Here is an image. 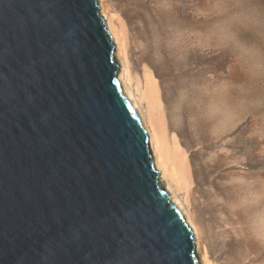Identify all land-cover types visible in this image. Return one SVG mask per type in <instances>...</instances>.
Segmentation results:
<instances>
[{
    "label": "water",
    "instance_id": "water-1",
    "mask_svg": "<svg viewBox=\"0 0 264 264\" xmlns=\"http://www.w3.org/2000/svg\"><path fill=\"white\" fill-rule=\"evenodd\" d=\"M25 18L43 29L31 55ZM121 72L99 0H0V264H88L89 249L120 264L107 237L51 242L126 210L155 237L156 264H204Z\"/></svg>",
    "mask_w": 264,
    "mask_h": 264
},
{
    "label": "rangeland",
    "instance_id": "rangeland-1",
    "mask_svg": "<svg viewBox=\"0 0 264 264\" xmlns=\"http://www.w3.org/2000/svg\"><path fill=\"white\" fill-rule=\"evenodd\" d=\"M103 3L124 31L129 86L146 115L155 107L170 142L174 127L188 128L193 177L174 186L201 255L264 264V0Z\"/></svg>",
    "mask_w": 264,
    "mask_h": 264
},
{
    "label": "snow or ice",
    "instance_id": "snow-or-ice-1",
    "mask_svg": "<svg viewBox=\"0 0 264 264\" xmlns=\"http://www.w3.org/2000/svg\"><path fill=\"white\" fill-rule=\"evenodd\" d=\"M20 30L26 38L21 47L25 55H31L33 42L42 41V25L38 19L29 20L25 18L20 21ZM34 30V35L31 33ZM138 218L131 210L120 213L114 217L98 220L93 225L82 224L75 231L66 236H60L52 241L57 251L67 250L69 246L83 248L85 242H91L97 237H107L109 240L108 250L114 248L119 250L120 264H156L159 256L158 251L150 245H156V239L149 233L143 237L137 234ZM158 247V245H157ZM97 253L89 249L86 253L88 264H96Z\"/></svg>",
    "mask_w": 264,
    "mask_h": 264
},
{
    "label": "bare ground",
    "instance_id": "bare-ground-1",
    "mask_svg": "<svg viewBox=\"0 0 264 264\" xmlns=\"http://www.w3.org/2000/svg\"><path fill=\"white\" fill-rule=\"evenodd\" d=\"M99 3L101 7V14L106 17L118 44V57L122 65V72L120 75L122 84L127 93L129 94L130 99L132 100V102L138 109L140 115L142 116L141 118L144 125L150 132L152 148L156 157V166L159 170H161L162 179L165 182L174 200L184 211L189 220L190 225H192V227L194 228L199 242L198 245L200 246L201 241L198 226L195 223V220L191 215L190 211L186 208L183 202H181L182 200L179 198L177 193L178 191L174 186V184L179 185L182 182L187 183L193 177L190 162L191 157L188 152H185L188 151L186 149L188 148V145L186 144L185 140H182L184 135L189 134L188 128L186 127L185 130H183V127H174L175 138H173V142H170L169 134H167L168 132L164 130V126L159 125L158 120L152 119L154 118L152 113L154 114L153 111L155 107L151 109L152 111L149 117L146 115L139 101L137 100V97H135V92L129 86V83H131L132 72L131 67L129 65V60L126 55L127 44L126 38L124 36V31L120 30V28L116 26L114 22V15L110 14L109 11L105 8L103 0H99ZM146 39L148 40V51L150 52L151 49H155V46L151 41H149L150 37H147ZM157 50L158 49H156V51ZM202 261L204 264H211L206 254L202 255Z\"/></svg>",
    "mask_w": 264,
    "mask_h": 264
}]
</instances>
